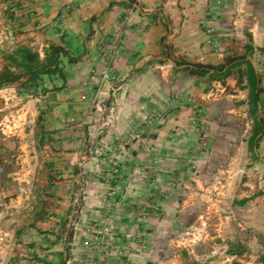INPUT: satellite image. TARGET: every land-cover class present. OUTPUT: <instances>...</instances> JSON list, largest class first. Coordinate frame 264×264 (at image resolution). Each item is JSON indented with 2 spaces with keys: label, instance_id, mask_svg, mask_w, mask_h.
Wrapping results in <instances>:
<instances>
[{
  "label": "crops",
  "instance_id": "0c3cea01",
  "mask_svg": "<svg viewBox=\"0 0 264 264\" xmlns=\"http://www.w3.org/2000/svg\"><path fill=\"white\" fill-rule=\"evenodd\" d=\"M211 1L0 0V77L16 72L7 57L18 47L40 60L50 45L66 51L59 73L0 86V264H262V198L237 204L230 191L251 153L254 170H264V134L250 144L254 120L264 123V93L252 117L234 75L209 82L184 65L246 57L264 89V0H229L217 21ZM126 15L114 102L91 111ZM104 158L125 168L120 207L107 196ZM153 204L157 218L141 210Z\"/></svg>",
  "mask_w": 264,
  "mask_h": 264
},
{
  "label": "trees",
  "instance_id": "16d2710c",
  "mask_svg": "<svg viewBox=\"0 0 264 264\" xmlns=\"http://www.w3.org/2000/svg\"><path fill=\"white\" fill-rule=\"evenodd\" d=\"M66 55V51L59 46L50 45L43 60L39 59L37 52L28 47H18L7 61L16 69V72L7 71L0 77V86L25 80L35 81L41 74L59 73V57ZM184 70L187 74L196 77H207L209 82L217 81L223 83L228 77L233 76L240 88H247L249 92L248 106L250 115L255 117L258 112V101L264 89L261 85V78L255 71L249 59L246 57L226 58L217 66L203 64H185ZM245 81L246 85L242 86ZM264 134L263 120L258 117L254 120V130L250 141L251 146H256ZM72 237V228L68 230L67 239ZM264 264V256L262 257Z\"/></svg>",
  "mask_w": 264,
  "mask_h": 264
},
{
  "label": "built area",
  "instance_id": "2783aa9c",
  "mask_svg": "<svg viewBox=\"0 0 264 264\" xmlns=\"http://www.w3.org/2000/svg\"><path fill=\"white\" fill-rule=\"evenodd\" d=\"M229 0H212L211 3L208 6V15L211 21H217L222 14V9L224 5ZM70 11V5H64L63 11L60 14L61 18H65L67 13ZM130 16L126 15L122 20V32L121 34L113 39L111 47L107 51V61L104 65L102 72H101V79H100V85L96 89L95 93L92 96L91 104H90V110L95 112H100L102 110V106L105 103V99L108 98L110 93L113 91V84L116 82V77L114 75L113 70V63L115 60V57L120 50V47L123 42V34L126 29V27L129 25ZM98 37L99 42L104 43L107 40V37L103 31L102 26H98ZM206 34L208 36V43L212 44L214 43V30L209 27L206 29ZM160 119V117H154L153 119L149 120L146 125L150 126L152 123L157 122ZM203 126V124H202ZM205 130H202L201 137L204 138ZM129 141H122L120 143L123 148H125L128 145ZM203 147L205 150H208V144L206 141L203 142ZM104 165L102 166L101 177L103 181L109 182L110 187L109 191L107 193V196L113 199L112 203L114 207H120L123 205V201L120 200L118 197L119 193L125 192L127 190V185L125 187L120 188V185L123 183V181L127 180L125 171H124V165L119 163H109L107 159H103ZM83 183V182H82ZM86 184V181L83 183ZM126 184V183H125ZM82 188V187H81ZM82 190V189H81ZM80 190V192H81ZM118 197V198H117ZM79 202L76 201L75 205L72 208V212L68 218V228H72L75 225L77 212L79 209ZM160 209L161 206L159 204H153V205H143L141 207V210L144 214H149L151 217L157 218L160 216ZM96 244L100 245L101 241L96 238ZM110 251H114L116 253V256L122 257L123 251L119 249H115V247L111 246L109 247ZM30 255L34 254V250H30Z\"/></svg>",
  "mask_w": 264,
  "mask_h": 264
},
{
  "label": "rangeland",
  "instance_id": "374dc122",
  "mask_svg": "<svg viewBox=\"0 0 264 264\" xmlns=\"http://www.w3.org/2000/svg\"><path fill=\"white\" fill-rule=\"evenodd\" d=\"M116 83V82H115ZM114 98L112 96V92L108 96V98L105 99L104 104H110L112 101L114 102ZM108 108V107H107ZM111 107L106 112L104 115L109 116L110 120L112 119V112L114 111ZM109 124L106 125L107 128L111 129L112 125L110 122ZM122 141H129L128 139H120L118 143H122ZM243 158V157H241ZM264 163V162H263ZM256 164L255 162V157L251 153L246 157V172L241 174V182L236 184L235 186L232 185L231 191H230V197L232 200H234V203L237 204H242L243 199H248L252 200L254 199L255 196L257 198H262V202L264 203V170L263 172H258L259 170H254V165ZM257 164H259L257 162ZM241 167L243 165L241 164ZM240 197V198H239Z\"/></svg>",
  "mask_w": 264,
  "mask_h": 264
}]
</instances>
